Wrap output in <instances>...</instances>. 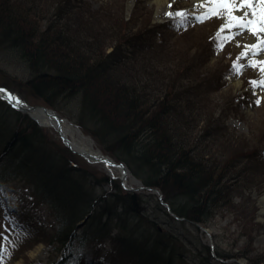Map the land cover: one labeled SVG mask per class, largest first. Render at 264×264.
<instances>
[{
    "label": "rangeland",
    "instance_id": "1",
    "mask_svg": "<svg viewBox=\"0 0 264 264\" xmlns=\"http://www.w3.org/2000/svg\"><path fill=\"white\" fill-rule=\"evenodd\" d=\"M69 1L78 3V6L71 9V3L67 4ZM2 2H8L11 9L36 22L41 30L53 20L58 21L56 23L60 26L68 27L71 33L86 42H76L70 47L63 43L60 50L80 60L85 55L92 57L99 52L104 58L113 57L119 52L122 54L121 48L127 56L131 53V45L127 43L136 41V34L142 28L155 26L161 33L157 32L156 36L148 33L152 46L138 50V57L128 61L133 64L120 63L115 67L114 74L105 80L107 84L100 82L101 89L109 88L108 91L113 92L117 86L126 84L146 92L148 99L155 101L157 95L160 96L157 93L160 88L163 90L168 84L177 87L175 92L179 94L171 100L184 115L164 113L168 116L164 119L171 131L183 137L180 138L184 141L183 148L193 147L190 149L192 152L200 153L199 163L205 166L208 174L216 175L225 193L224 205L216 208L203 226L209 229L219 250L236 256L242 263L248 261L247 257H252L262 260L257 264H264V87L252 83H264L259 64L264 61V52L256 55L259 49L251 48L253 44H260L264 35L253 36L250 28L249 31L228 30V13L220 11L217 14L213 11L216 5H209L207 0L203 3L198 0H166L162 13L155 0H134L131 12H127L128 0H0ZM199 4L203 7L198 8ZM181 9L185 11L181 13ZM205 11L208 12L203 15ZM176 17L181 18L179 21L183 27L191 26L182 35L174 31L176 21H170L174 29H163L159 25L162 20ZM261 47L264 48L263 45ZM244 51L249 53L248 57L238 59ZM252 63L258 66H247ZM22 64L12 57L6 59L0 53V85L13 88L32 104H44L45 101L32 94L28 87L30 72ZM234 64L236 68H233ZM256 100H260V104L257 105ZM59 106L56 111L73 120L71 109L77 111L78 107L74 103H60ZM43 132L47 149L61 151L59 145L63 142L57 133L50 128H44ZM97 147L101 149L95 142ZM70 152L71 160L80 168L96 177L104 174L101 164L90 165L80 157H71L73 154ZM208 179L211 180L210 177ZM26 182L31 184L21 176L10 181L11 190H7L6 202L0 207V264L17 261L23 264H52L59 255L48 244V230L41 229L40 221L37 222L38 212L28 200L27 192L18 198L22 209L17 214L22 222L13 221L10 216H15L14 210L18 206L17 201L9 197L12 194L21 195L20 188L27 187ZM109 188L113 187L106 186V189ZM156 198L154 194L145 196V205H151L153 209L147 208V212L159 221H168L170 225L167 226L171 230L186 234L188 240L182 249L186 259L197 256L203 259L201 250L205 249L203 246L197 248L196 244H201V241L209 244L208 235L195 227L182 225L180 221H170L171 217L163 214ZM38 209L50 221L49 206L40 204ZM31 223L36 227H27L32 234L17 230V226L26 227ZM103 245H110V241L106 238ZM229 262L232 264L234 260Z\"/></svg>",
    "mask_w": 264,
    "mask_h": 264
},
{
    "label": "trees",
    "instance_id": "2",
    "mask_svg": "<svg viewBox=\"0 0 264 264\" xmlns=\"http://www.w3.org/2000/svg\"><path fill=\"white\" fill-rule=\"evenodd\" d=\"M67 4L71 9L78 6L71 1ZM56 22L53 20L41 30L29 17L11 9L8 2L0 3V53L6 59L12 57L23 63L30 72L27 85L32 94L59 108L60 103H74L78 108L71 109L72 118L95 136L105 151L126 161L146 184L160 188L175 212L206 223L216 208L224 205L225 193L216 175L208 174L199 163L200 153L192 152L193 147L183 148V137L171 131L164 119L168 117L164 113L184 115L171 100L179 94L175 92L177 87L168 84L163 90L160 88V96L156 97L159 102L156 98L149 100L146 92L126 84L113 92L109 88L102 90L100 82L107 84L105 80L114 74L115 67L133 62L128 63L129 57H122L120 52L107 58L99 52L81 60L66 55V51L62 53L64 44L70 47L86 41ZM145 30L146 27L142 28ZM142 31L136 45L133 44L131 59L138 57V50L152 46L150 35ZM45 137L43 128L34 120L0 100V155L6 156L0 168V182L13 181L17 176L26 178L35 201L49 205L56 228L49 241H59L61 245L70 242L63 262L76 253L74 247L87 243L90 235L101 237L100 233L115 221L119 232L113 236L112 250L124 257L133 254L141 264L184 262L186 234L159 230L156 220L139 211L138 194L122 195L120 191L119 195L109 194L101 204H96L97 190L106 177L97 178L85 169L73 167L68 150L63 145L59 152L48 150ZM89 213L92 215L86 230L79 233L76 223ZM96 225L99 228L95 231ZM94 231L96 234H87ZM201 245L204 246L201 243L196 247L200 249ZM247 259L248 264L262 261Z\"/></svg>",
    "mask_w": 264,
    "mask_h": 264
},
{
    "label": "snow or ice",
    "instance_id": "3",
    "mask_svg": "<svg viewBox=\"0 0 264 264\" xmlns=\"http://www.w3.org/2000/svg\"><path fill=\"white\" fill-rule=\"evenodd\" d=\"M207 3L209 5H216L213 11L217 12V14L220 11L228 13V30L244 29V31H249L250 28L253 36L264 34V0H207ZM257 4L259 5V10H257ZM261 44H264V40H262L260 44L251 45V48L259 49L256 55H259L260 52H264V48L261 47ZM248 55L249 53L244 51L238 59H245ZM259 64L260 72L264 74V61H260ZM247 66L255 68L258 65L252 63ZM233 68H236L235 64ZM237 74H239V70H237ZM252 83L257 87H264V83L257 84L256 81ZM4 94L5 90L0 89V96ZM8 101L10 102V106L19 104V100L15 98V94H8ZM260 102V100L255 101L257 105L260 104Z\"/></svg>",
    "mask_w": 264,
    "mask_h": 264
},
{
    "label": "water",
    "instance_id": "4",
    "mask_svg": "<svg viewBox=\"0 0 264 264\" xmlns=\"http://www.w3.org/2000/svg\"><path fill=\"white\" fill-rule=\"evenodd\" d=\"M7 97H8V95H7ZM16 106H17L18 109H20V110H22L24 112L31 113V114L40 113L41 115H47V117H51L52 116L51 112H53L54 115L58 116L57 113H54V111H52L48 107L42 106V105H30V104H25L22 101L21 102L19 101V104L16 105ZM59 118L62 120L61 117H59ZM56 129H57L58 133L60 134V136L62 137L63 141L66 143V145H68L70 147V149H72L73 151L81 153L82 155H84L89 160L101 161V162H103L106 165V167L109 166L110 164L116 165L118 167H123L124 170H125V172H123V174L126 173V166L123 163L115 162L109 156L103 154L100 151H92L89 148H85L84 146H80L78 148L74 147L73 144H72V141L68 138L66 133L62 132L59 129V127L56 128Z\"/></svg>",
    "mask_w": 264,
    "mask_h": 264
},
{
    "label": "bare ground",
    "instance_id": "5",
    "mask_svg": "<svg viewBox=\"0 0 264 264\" xmlns=\"http://www.w3.org/2000/svg\"><path fill=\"white\" fill-rule=\"evenodd\" d=\"M155 1L157 2V4L159 5V8L162 11L163 10L162 7L165 5L166 0H155ZM257 7H259L258 4H257ZM51 115H52L51 117H47V115L38 114L37 118L42 123H46L48 126H54L55 128L59 127V129L62 132L68 133L72 137L73 139L72 142L73 144H75V146L80 147L83 145L85 148H90L91 146L94 148V145H93L94 142L87 135L82 133L76 125H74L73 123H71L70 121L66 119L61 120L58 116L54 115L53 112H51ZM262 203L264 204V198H263ZM262 210L264 212V205H263ZM14 264H23V262L17 261Z\"/></svg>",
    "mask_w": 264,
    "mask_h": 264
}]
</instances>
